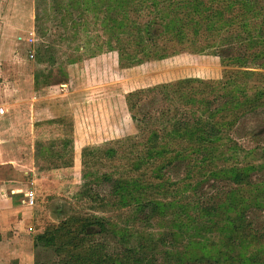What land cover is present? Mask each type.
Instances as JSON below:
<instances>
[{
  "label": "rangeland",
  "instance_id": "1",
  "mask_svg": "<svg viewBox=\"0 0 264 264\" xmlns=\"http://www.w3.org/2000/svg\"><path fill=\"white\" fill-rule=\"evenodd\" d=\"M118 3L0 0V108L5 110L0 165L13 161L16 179L20 174L24 181L21 192L34 196L32 221L13 243L3 241L0 264H72L64 252L29 246L35 235L66 218L85 225L79 252L88 264H241L226 261L227 254L246 246L248 257L264 245V30L257 36L235 25L202 53L149 61L140 55L143 62L122 68L120 40L109 30L114 20L123 25ZM125 9L128 18L145 15L133 12L131 3ZM122 31L117 36L124 47ZM41 45L50 50L53 65L36 62ZM185 78L209 85L189 88L181 97L160 88ZM138 90L144 92L133 98L132 114L144 123L139 129L126 101ZM73 117L78 121L73 147L111 148L117 152L114 160L85 169L73 154L71 167L48 169L44 160L53 155L43 148L55 151L59 141L71 138ZM211 125L218 127L216 139L207 129ZM196 127L199 146L191 143ZM127 137L135 138L136 149H144L148 139L155 145L152 152L158 154L141 169L155 194L146 189L135 195L139 178L128 166L124 171L131 162L123 156L127 142L124 148L123 142L116 144ZM223 169H239L246 180L234 185ZM237 199L249 205L245 217L257 236L245 239L248 244L236 234L230 240L234 233L225 218L230 212L203 214ZM149 202L163 207L143 208ZM88 246L100 252L88 257ZM218 253L226 254L219 263L199 258Z\"/></svg>",
  "mask_w": 264,
  "mask_h": 264
},
{
  "label": "trees",
  "instance_id": "2",
  "mask_svg": "<svg viewBox=\"0 0 264 264\" xmlns=\"http://www.w3.org/2000/svg\"><path fill=\"white\" fill-rule=\"evenodd\" d=\"M117 1L119 2V8L123 7V25L121 21L118 23L117 20H114V25L112 24L109 30L113 33L114 38L118 37V40H120L119 46L121 50H119L118 62L122 68L131 67L143 62L139 59L140 55L143 56L144 61H149L162 60L181 52L202 53L211 47L210 44L212 45L215 42L221 31L231 29L235 25L238 29L247 31L252 35L256 34L257 36L261 35L264 30V0H122L123 3H121V0ZM130 3L136 7L133 12L145 15L143 17L138 15L136 18H128V15L124 11H126L125 7L130 5ZM251 21H256V23L250 24ZM120 28L123 29L124 47L120 45V36H117ZM253 31L256 33H253ZM36 54V62L38 64L49 62L53 65L55 63L50 50L45 45H41ZM206 85H209V83H205L200 79L185 78L162 84L160 88L172 89V94H179V97H181L187 94L184 91L189 88L195 91L199 86ZM143 92L144 90L134 91L126 97L128 111L131 113L130 117L137 129H139V126L142 127L144 123L138 121L136 116L132 114L136 105L133 102V98ZM218 112L223 114L225 110H222L220 107ZM226 117L227 113L225 114ZM62 119L63 117L58 121ZM196 122L200 121L196 120ZM207 129L216 139L217 135H219L218 127L211 125ZM190 134L197 135L191 142L194 146H199L203 142L200 137L199 127L190 131ZM157 136L156 134H152L150 137L155 138ZM134 140V137H127L124 140L116 141V144L123 142V148L127 142L126 149L123 150V156H129L131 162L125 165L124 171L127 173L128 166L130 173H134L136 178H139V180H134L138 182L135 189L136 196L146 189H150L153 191L151 194H155L154 192L158 191H154L155 186L149 181L148 177V183H145L141 178L142 166L148 168L149 160L154 159V155L158 154L152 152L155 145L150 143L151 140L148 139L143 145L144 149L140 150L134 148L136 145ZM56 148L58 149L55 151L50 147L47 149L43 148V153H52L53 155L44 160L51 166L47 168L71 167L73 164L72 139L66 138L59 141V146ZM138 151H140L139 154L136 153ZM37 153L39 154L38 149ZM116 153L111 148L85 147L81 152V166L88 169L96 166V164H100L103 160L112 161ZM249 170L250 168L245 169L246 172ZM223 172L234 185L241 186L244 180H246L245 174H243V171H239V169H232V171L224 170ZM256 190L258 193L262 192L260 187H256ZM232 193H235L236 197H241L239 192ZM221 204L218 208H205L206 210L203 214L207 213L219 216V213L222 212L221 209L223 212H230V215L225 217L228 222L227 224L231 225L234 233H230V240H236V235H239L242 244L247 243L245 239L256 241L257 236H255L256 232L252 227V223L247 222L245 217V211L249 205L245 204L243 199H237V201L231 200L228 203ZM148 206H151L152 211H160L163 207L162 204L149 202L143 205V208ZM257 207H262L261 203ZM229 208H232V210L230 211ZM73 224L74 221L72 219L66 218L57 225H53L44 232L35 235L33 240L34 247L41 246L58 255L64 252L65 258L68 262H72V264H88L89 259L79 252L83 248L81 243L85 241L79 235L84 232L85 225L80 226L79 224L74 226ZM262 243H264V239ZM93 247L88 246L84 250L88 257H92L100 252L98 249H93ZM246 248V246H243V249L236 255L227 254L229 256L225 260H236L241 264H264V245L257 251L252 252L248 257H245L248 251ZM220 255L226 256L224 253H218L217 255H201L199 258L201 260L215 259L219 263ZM98 256L100 257V255ZM95 263L101 264V260L100 263L97 261Z\"/></svg>",
  "mask_w": 264,
  "mask_h": 264
},
{
  "label": "crops",
  "instance_id": "3",
  "mask_svg": "<svg viewBox=\"0 0 264 264\" xmlns=\"http://www.w3.org/2000/svg\"><path fill=\"white\" fill-rule=\"evenodd\" d=\"M5 111V110H4ZM72 121V143L73 145H77V140L75 138V130H76V119L73 117ZM83 147H79L77 150L76 147H73L72 154H74V159L80 158L81 163V152ZM9 164H13V161ZM0 165V249H3V241L9 240L10 243H13L14 240L21 237L20 229H24L30 222L32 218L30 214V210L32 207H28L24 204V192H21L25 189V186L21 183L24 181L21 179L20 174H18V178L16 179V173H14V168L10 166ZM73 165V164H72ZM57 169V168H56ZM20 184V185H19ZM32 221V219H31ZM32 231V228H29ZM33 239H31L29 246L33 249L43 248L38 246L37 248L33 245ZM18 246V245H17ZM19 251V248L17 249Z\"/></svg>",
  "mask_w": 264,
  "mask_h": 264
},
{
  "label": "built area",
  "instance_id": "4",
  "mask_svg": "<svg viewBox=\"0 0 264 264\" xmlns=\"http://www.w3.org/2000/svg\"><path fill=\"white\" fill-rule=\"evenodd\" d=\"M30 57L32 58L33 55L30 54ZM0 114H4V109L0 108ZM24 204L28 207H31L34 204V196L33 193L30 190H27L26 192H24Z\"/></svg>",
  "mask_w": 264,
  "mask_h": 264
}]
</instances>
